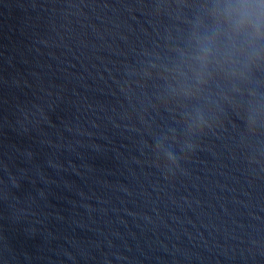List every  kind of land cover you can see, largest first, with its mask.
I'll return each mask as SVG.
<instances>
[{
    "label": "water",
    "instance_id": "obj_1",
    "mask_svg": "<svg viewBox=\"0 0 264 264\" xmlns=\"http://www.w3.org/2000/svg\"><path fill=\"white\" fill-rule=\"evenodd\" d=\"M0 264H264V0H0Z\"/></svg>",
    "mask_w": 264,
    "mask_h": 264
},
{
    "label": "clouds",
    "instance_id": "obj_2",
    "mask_svg": "<svg viewBox=\"0 0 264 264\" xmlns=\"http://www.w3.org/2000/svg\"><path fill=\"white\" fill-rule=\"evenodd\" d=\"M194 40L197 46V52L194 59H196L200 63L201 67L204 68L207 66L210 55L212 53L213 36L209 33H197L194 34ZM168 156L170 160L176 159L173 153H169Z\"/></svg>",
    "mask_w": 264,
    "mask_h": 264
}]
</instances>
